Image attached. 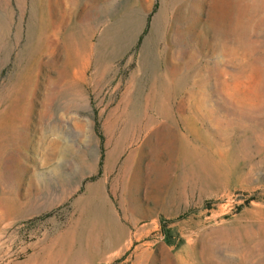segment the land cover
Listing matches in <instances>:
<instances>
[{
  "label": "rangeland",
  "instance_id": "1",
  "mask_svg": "<svg viewBox=\"0 0 264 264\" xmlns=\"http://www.w3.org/2000/svg\"><path fill=\"white\" fill-rule=\"evenodd\" d=\"M0 264H264V0H0Z\"/></svg>",
  "mask_w": 264,
  "mask_h": 264
}]
</instances>
